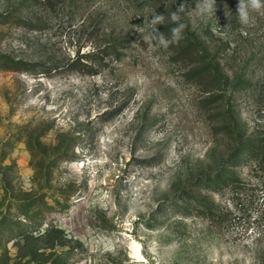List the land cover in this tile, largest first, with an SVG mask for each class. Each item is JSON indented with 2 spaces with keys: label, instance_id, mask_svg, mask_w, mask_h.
<instances>
[{
  "label": "rangeland",
  "instance_id": "obj_1",
  "mask_svg": "<svg viewBox=\"0 0 264 264\" xmlns=\"http://www.w3.org/2000/svg\"><path fill=\"white\" fill-rule=\"evenodd\" d=\"M171 3L0 0V264H264V16Z\"/></svg>",
  "mask_w": 264,
  "mask_h": 264
},
{
  "label": "clouds",
  "instance_id": "obj_2",
  "mask_svg": "<svg viewBox=\"0 0 264 264\" xmlns=\"http://www.w3.org/2000/svg\"><path fill=\"white\" fill-rule=\"evenodd\" d=\"M215 0H203L202 5L198 6L202 13H211L214 9ZM237 13L238 19L241 25L250 27L255 23V16L260 15L264 16V0H239L237 5ZM171 19L173 22L177 23L176 27L171 29V39H166L163 34H159L158 40L159 43L167 48L169 44L178 43L181 39H183V29L185 25L183 23H179L180 17L176 13H172ZM164 20L163 16H155L152 20V23L159 24ZM156 30L154 29V32ZM157 37H153L156 39Z\"/></svg>",
  "mask_w": 264,
  "mask_h": 264
},
{
  "label": "trees",
  "instance_id": "obj_3",
  "mask_svg": "<svg viewBox=\"0 0 264 264\" xmlns=\"http://www.w3.org/2000/svg\"><path fill=\"white\" fill-rule=\"evenodd\" d=\"M47 1H48V3H50V6L53 7V5H54L56 0H47ZM185 2H187V0H172L171 7L169 9H165V12L170 14V16H172V13H176L180 17V11H181L180 7L183 6L185 4ZM179 21H181V20H179ZM168 26L170 28L171 27L173 28L174 26H177V23L171 21V23L168 24ZM193 44L195 46H197V42L196 41H194ZM101 50L102 51H97L96 53L90 55L89 58H95L94 56L98 57V54H100L102 52L103 53H107V54H112V53H110L111 50H109V47L107 49H105V50L104 49H101ZM195 52H197V51H195ZM102 59L103 58L101 57V60ZM94 60H96V59H94ZM100 62L102 63L104 61H100ZM213 68H214L213 65H210L208 67L209 80L210 81L215 80L217 82V81L220 80L219 77H218L219 73L217 72V70H214ZM91 73L95 74L96 71L92 70ZM196 73H197V76H199L201 78H202V76H201L202 74H207V72L205 71V68H200L199 72L196 70ZM243 149H246L248 155H254V154L257 153V150H258L257 147H255L254 144H249L248 146L244 145L239 151H242Z\"/></svg>",
  "mask_w": 264,
  "mask_h": 264
}]
</instances>
